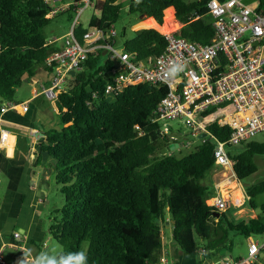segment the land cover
<instances>
[{
	"label": "trees",
	"instance_id": "16d2710c",
	"mask_svg": "<svg viewBox=\"0 0 264 264\" xmlns=\"http://www.w3.org/2000/svg\"><path fill=\"white\" fill-rule=\"evenodd\" d=\"M207 1L97 0L93 10L98 16L90 18L87 28L77 27L75 37L80 40L89 27L114 25L127 4L128 13L145 15L160 29L142 28L122 43L138 61L163 52L162 25L173 17L182 24L180 36L208 44L215 31ZM259 9L264 10V0ZM47 10L44 0H0V106L14 101L16 90L34 77L37 66L46 68V58L57 50L45 33L51 20ZM112 66L101 54L88 56L55 101L60 127L46 131L40 145L52 160L62 199L49 226L61 249L57 258L86 244L88 264H162L161 228L169 221L179 252L191 257L223 259L232 251V237L264 238V203L255 202L264 193V180L245 188L250 208L258 211L255 218L231 220V209L216 212L203 200L207 188L202 180L216 168L213 139L225 142L231 134L216 122L234 110L232 104L203 113L211 137L179 157L170 151L178 141L153 121L167 88L137 84L105 95V76ZM240 146L241 152L227 151L242 182L257 171L254 156L264 154V142Z\"/></svg>",
	"mask_w": 264,
	"mask_h": 264
},
{
	"label": "built area",
	"instance_id": "2783aa9c",
	"mask_svg": "<svg viewBox=\"0 0 264 264\" xmlns=\"http://www.w3.org/2000/svg\"><path fill=\"white\" fill-rule=\"evenodd\" d=\"M96 1L44 0L48 6L47 19L66 12H71L74 18L62 38V47L45 60L50 70L49 83L41 85L34 95L56 101L66 90L71 71L79 72L91 54H106L113 66L105 76V95L121 93L124 88L137 84L167 88L153 118L162 131V121L178 120L199 142L211 137L201 115L211 107L232 104L234 110L216 122L221 127L228 126L231 134L225 142L213 139V153L216 167L233 166L228 148L252 141L264 132V10L259 9V4H247L244 0H208L206 7L215 31L208 44L192 42L169 31L164 34L166 45L161 54L138 61L134 54L117 45L114 25L107 29L89 27L80 40L75 37L82 12L94 9ZM53 42L55 39L48 44ZM174 63L182 67L173 73L170 69ZM18 106L24 112L29 109L27 102L6 101L0 106V116ZM213 208L216 212L227 210V201L221 193L217 192L213 199ZM15 237L21 235L15 233ZM262 250L264 239L251 241L245 256L236 260L220 259L218 264H254ZM161 262L166 263L164 257ZM0 264H5L1 254Z\"/></svg>",
	"mask_w": 264,
	"mask_h": 264
},
{
	"label": "crops",
	"instance_id": "0c3cea01",
	"mask_svg": "<svg viewBox=\"0 0 264 264\" xmlns=\"http://www.w3.org/2000/svg\"><path fill=\"white\" fill-rule=\"evenodd\" d=\"M252 3L259 4V0H254ZM126 10H128L127 6ZM171 19L165 22L170 20L171 31L178 33L182 24L175 19L171 21ZM65 34L61 38H54L55 42L50 45L59 50ZM51 39L49 38L48 41ZM49 80L50 72L41 66L31 80L19 87V89L24 86L30 88L31 97L22 102H19L16 97L14 99L18 103L27 102L28 111L24 112L21 106H18L0 116V254L5 264H21V261L25 259L26 251L30 253L29 264H34L41 253L48 250L46 224L41 220L40 209L43 208L51 187L50 176L54 177V175L52 160L47 154L40 152V145L45 138L44 133L57 126L53 120L54 117H58V111L55 101H50L43 95H34V85L37 83L40 87L48 84ZM41 117L47 119V129L38 124ZM57 121L59 122V117ZM59 127L60 123L56 129ZM232 169L233 166H227L211 170V178L215 181L214 189L222 196L226 191L228 200H225L228 208L225 212L232 210L229 214L231 220L255 218L258 211L252 210L250 206L246 207L249 197ZM218 177L222 178L216 183ZM166 227L168 231H163ZM171 227L172 224L169 221L162 226L163 230H161L162 257L165 258V264H218L220 259L216 257L209 258L199 255L197 260V257L181 254L172 239ZM15 233H19L21 237H15ZM255 240L259 238L245 239L246 253L249 242ZM60 251V248L55 247L52 253L58 256ZM231 252L223 259L236 260L242 257H233ZM262 253L264 250L260 252V259L254 264H264Z\"/></svg>",
	"mask_w": 264,
	"mask_h": 264
},
{
	"label": "rangeland",
	"instance_id": "374dc122",
	"mask_svg": "<svg viewBox=\"0 0 264 264\" xmlns=\"http://www.w3.org/2000/svg\"><path fill=\"white\" fill-rule=\"evenodd\" d=\"M128 0H122L123 3H127ZM254 0H244V3L250 4L252 3ZM127 6V4L125 5ZM69 14L72 15L71 19H69ZM95 15L98 16V13L96 11H94L92 8H87L85 9L80 18H79V23L82 27L87 28L88 27V23L90 18ZM172 17H173V10H172ZM74 16L71 12H66V13H62L57 15L55 18L51 19L49 24L45 27V33L49 38H61L67 31V28H69V25L71 24L72 20H73ZM174 19V17L171 19V21ZM147 20H151V19H146V16L143 15L142 18L139 17L137 14H130L127 12L126 8L124 9V11L121 13L118 21L114 24V28L117 32V45L120 47V45H122V43L126 40L132 39L135 36V33L137 30H140L142 28H156L160 31V29L158 28V26L156 25V23H154L152 20V24L149 25L148 27H141L142 23L147 21ZM165 23V22H164ZM164 25V24H163ZM162 25V28H164V26ZM165 34V32H163ZM167 33V32H166ZM101 58L102 60H105L107 58L106 54H101ZM41 66H37V69H39ZM35 91L39 92L40 91V87L39 85H37V83H35ZM30 88H28L27 86H24L21 89H17L16 91V99H18L19 102H22L24 99L26 98H30L31 94L29 91ZM50 109V108H49ZM46 118L45 117H41V119L38 120V124L42 125L44 127V129H47L46 125ZM58 117H54V123L57 124V126H55V128L58 127ZM162 128H163V132L166 133L170 139L177 140L178 141V148L175 149H170L171 152H173L175 155L181 157L186 155L188 152H190L191 148L198 143V141L195 138H192L189 134L188 128L182 124L180 121L178 120H166V121H162ZM10 137H12L10 135ZM253 141L258 142V143H262L264 142V132L257 134L254 138ZM244 146H236V147H232L233 152L238 153L241 152L243 150ZM21 151H23L21 149ZM169 151V152H170ZM254 162L257 166V171L250 175L247 179L243 180L241 183V187L243 186L244 188H246V186H250L256 183L261 182L262 180H264V154L262 155H255L254 156ZM218 169H221L220 167ZM222 174V172H220ZM51 177V182H50V190L46 196V201L45 204L43 206V208L40 209V213H41V220L43 223H45L46 225V229H45V233L47 235V244H48V250L45 251L44 253H49L52 254V252H54V248L58 247V249L60 248L59 245L50 237L49 235V226L51 224L52 218L54 214V210L59 208L62 205V201H61V197L60 194L58 192V189L56 187L55 181H54V177ZM212 177V171H210L206 177L202 180V184L207 188V192L205 193L203 200L205 203H207L209 206H213V199L215 198L217 192L214 189L215 186V181L211 178ZM236 177V176H235ZM222 177H218L216 180V183L219 182V180ZM239 182V181H238ZM224 193V192H223ZM235 193V192H234ZM237 194V193H236ZM239 195V194H238ZM223 196L225 197V199H227L226 197V191L223 194ZM236 198L237 195H235ZM240 196V195H239ZM223 197V198H224ZM228 200V199H227ZM232 202V201H231ZM235 202V201H234ZM255 202L257 203V205H261L264 203V193L258 195L255 198ZM246 207H249L248 202L246 203ZM241 216V215H239ZM237 216V217H239ZM161 230H163V228H161ZM163 231H168V227L165 228V230ZM260 241L263 240V238H259ZM232 242H233V248H232V252L231 255L233 257H238V256H245L246 255V241L244 238L240 237V236H234L232 237ZM86 249V244H82V248L81 251H85ZM61 250V249H60ZM198 260V257L196 258Z\"/></svg>",
	"mask_w": 264,
	"mask_h": 264
},
{
	"label": "clouds",
	"instance_id": "9594fccd",
	"mask_svg": "<svg viewBox=\"0 0 264 264\" xmlns=\"http://www.w3.org/2000/svg\"><path fill=\"white\" fill-rule=\"evenodd\" d=\"M181 65L174 63L171 66V72H177L181 70ZM30 253L25 252V259L21 261V264H29ZM34 264H88V256L85 251H78L75 253H70L68 255H63L57 258V255H52L49 253H41L38 260Z\"/></svg>",
	"mask_w": 264,
	"mask_h": 264
},
{
	"label": "bare ground",
	"instance_id": "6f19581e",
	"mask_svg": "<svg viewBox=\"0 0 264 264\" xmlns=\"http://www.w3.org/2000/svg\"><path fill=\"white\" fill-rule=\"evenodd\" d=\"M166 23V24H165ZM164 24H165V29H163V31L166 33V32H169V31H171V29H170V26L172 25V23L170 22V20L169 21H167V22H165ZM164 26V25H163Z\"/></svg>",
	"mask_w": 264,
	"mask_h": 264
},
{
	"label": "water",
	"instance_id": "95a60500",
	"mask_svg": "<svg viewBox=\"0 0 264 264\" xmlns=\"http://www.w3.org/2000/svg\"><path fill=\"white\" fill-rule=\"evenodd\" d=\"M192 13H194V11H193ZM142 16H143V15H142ZM142 16H140V17L142 18ZM70 75H71V76H74V75H75V72H74V71H71V72H70ZM26 82H27V80H26ZM204 136H205V135H202V137H204ZM177 147H178V144L175 145V147H172V146H171V149H175V148H177ZM262 254H264V253H262Z\"/></svg>",
	"mask_w": 264,
	"mask_h": 264
}]
</instances>
